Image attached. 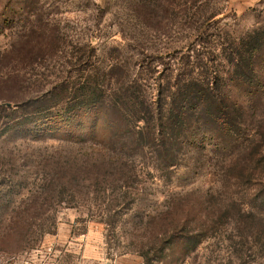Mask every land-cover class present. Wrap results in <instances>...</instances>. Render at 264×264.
<instances>
[{"label":"rangeland","instance_id":"rangeland-1","mask_svg":"<svg viewBox=\"0 0 264 264\" xmlns=\"http://www.w3.org/2000/svg\"><path fill=\"white\" fill-rule=\"evenodd\" d=\"M255 31L264 0H0V102L14 101L0 112V264H264V45L250 83L216 59L236 123L185 126L175 166L154 128L75 139L47 129L57 109L33 113L78 81L71 55L87 45L100 73L120 65L155 104L190 77L186 57Z\"/></svg>","mask_w":264,"mask_h":264},{"label":"trees","instance_id":"trees-1","mask_svg":"<svg viewBox=\"0 0 264 264\" xmlns=\"http://www.w3.org/2000/svg\"><path fill=\"white\" fill-rule=\"evenodd\" d=\"M263 41V32L255 31L238 43L225 40L221 48L209 54L212 58L197 60L196 56L189 55L184 69L190 77L175 79L173 85L166 82L168 94L163 96L159 92L155 104L149 103L142 95L144 90L139 79L117 80L116 71L120 65H109L100 73L92 64L95 49L90 44L71 55L72 65L79 74L78 81L60 83L46 95L36 98L33 113H50L57 109L59 116L52 122L47 121L53 124L47 129L56 128L59 133L67 132L75 139H79V136L74 137L77 134H93L109 124L112 127L117 124L140 142L145 139L141 127L154 128L150 139L160 159L175 166L178 156L173 149L178 145L185 126L191 123L212 125L225 135L232 132L236 123L233 118L236 104L222 92L223 74L215 65L216 59L225 61L232 68L224 75L250 83L256 77L255 58L262 50ZM1 101L0 112L12 110L14 101L11 98ZM30 123L31 120L27 119V124ZM63 128H66L65 132ZM259 136L264 137V130Z\"/></svg>","mask_w":264,"mask_h":264}]
</instances>
